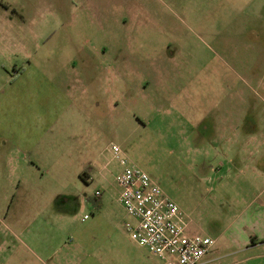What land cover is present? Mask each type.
I'll list each match as a JSON object with an SVG mask.
<instances>
[{"label": "rangeland", "instance_id": "1", "mask_svg": "<svg viewBox=\"0 0 264 264\" xmlns=\"http://www.w3.org/2000/svg\"><path fill=\"white\" fill-rule=\"evenodd\" d=\"M113 145L179 205L188 235L214 239L208 264H264V247L233 241L264 190V0H0V159L35 176L26 195L0 169V264H42L38 226L43 241L68 243L79 224L94 236L62 264H98L87 255L106 256L114 229L129 240ZM97 191L109 205L92 229L83 203Z\"/></svg>", "mask_w": 264, "mask_h": 264}, {"label": "built area", "instance_id": "2", "mask_svg": "<svg viewBox=\"0 0 264 264\" xmlns=\"http://www.w3.org/2000/svg\"><path fill=\"white\" fill-rule=\"evenodd\" d=\"M112 151L123 167L116 182L120 201L134 220L125 225L132 240L165 264H203L215 241L188 235L179 205L150 174L132 165L117 145Z\"/></svg>", "mask_w": 264, "mask_h": 264}, {"label": "crops", "instance_id": "3", "mask_svg": "<svg viewBox=\"0 0 264 264\" xmlns=\"http://www.w3.org/2000/svg\"><path fill=\"white\" fill-rule=\"evenodd\" d=\"M257 143L259 144V141L256 140L255 137L247 138L244 141V146L250 148L252 145L256 146ZM21 145V143H19ZM24 161V160H23ZM25 166L21 163V159L19 157H15L12 155L3 156L0 159V169H3L2 171L11 173L13 176H15V179H18V191L23 194L21 191L22 186V180L21 179H30V184H33L34 174L32 172V176H25L23 173H27L26 170L27 165L24 161ZM0 171V172H2ZM85 179L86 181H92L93 176L91 173L86 172L85 173ZM26 183V182H25ZM17 187V185H16ZM25 194L27 195L29 192L28 189H24ZM98 192V191H97ZM256 197H254V203H251L247 210H242V212L239 214V217L236 219L233 228L235 234V238L237 240H233L237 242L238 247L246 248L249 252H254V250H257V248L264 247V190L262 192H255ZM93 198V199H92ZM92 198L87 199L84 201L83 204L86 206H89V208H92L91 210L94 211L96 214L94 218L88 217L87 215L84 216L82 223H86L90 221L88 224L89 228L94 229L95 227L102 226V219L100 216H102L105 212L106 207L109 205V197L107 194L102 193L100 196H93ZM119 203V207L121 208L123 212V224L125 231L126 230V223L128 221L134 222V220L127 214L123 204L120 201V190H119V198L116 199ZM70 215H74V212ZM19 214L15 217V221ZM42 223V219H39ZM80 222V223H81ZM116 227V221L113 220ZM35 224H27L25 223V226L27 227L25 230V236L28 234L29 227H33ZM41 225V224H40ZM37 226V225H36ZM110 226V225H109ZM40 226H38L35 231H30L28 235L31 236V241L33 242V246L35 249V254L39 261L42 264H62L60 260L59 253L63 250L66 252L68 251H77L81 248H84V246L87 244V239H93L94 236H91L89 234H84L80 231V228H82L81 224L77 227V230L75 231V236L71 239L70 242H65L64 240H58V237L56 235H50V239H46L45 241L42 240L40 235H35V232L39 229ZM113 232L115 234H109V240L111 242V246L109 250H104V255L102 256L101 252L98 254L97 257H94L91 254H88L87 257H91L94 259V263L98 264H152L146 257H140L139 255V248H142L139 246L135 241L132 240L129 233V240L126 239V237L121 234H119V237H117V230L114 229ZM255 235L257 241L255 243H250L251 234ZM33 234V236H32ZM193 236V235H192ZM26 238V237H25ZM125 238L126 242L130 245L129 248L124 247L122 244V240ZM214 240V239H213ZM20 242L25 243V240H21ZM65 242V243H64ZM60 243V244H59ZM26 246V245H25ZM127 249L131 250L132 253H130ZM144 249V248H142ZM98 251H101L99 249ZM134 251V253H133ZM148 252V251H147ZM210 253L206 256L204 259L203 264H208L211 261H213V254ZM149 253V252H148ZM150 254V253H149ZM152 255V254H151ZM264 257V252L260 254ZM260 255L255 257H260ZM44 257V258H43ZM87 257L84 259V261L87 260ZM109 258L107 261H103V259ZM157 258V257H156ZM250 258H253V256H250ZM57 259V262H55ZM158 259V258H157ZM159 260V259H158ZM161 262V261H160Z\"/></svg>", "mask_w": 264, "mask_h": 264}, {"label": "trees", "instance_id": "4", "mask_svg": "<svg viewBox=\"0 0 264 264\" xmlns=\"http://www.w3.org/2000/svg\"><path fill=\"white\" fill-rule=\"evenodd\" d=\"M253 243H255L257 241L256 237H253Z\"/></svg>", "mask_w": 264, "mask_h": 264}]
</instances>
